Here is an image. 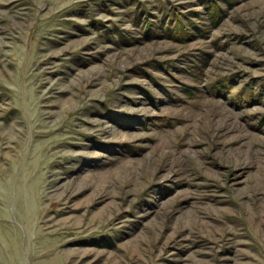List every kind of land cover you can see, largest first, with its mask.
I'll use <instances>...</instances> for the list:
<instances>
[{
    "label": "rangeland",
    "instance_id": "rangeland-1",
    "mask_svg": "<svg viewBox=\"0 0 264 264\" xmlns=\"http://www.w3.org/2000/svg\"><path fill=\"white\" fill-rule=\"evenodd\" d=\"M0 264H264V0H0Z\"/></svg>",
    "mask_w": 264,
    "mask_h": 264
}]
</instances>
